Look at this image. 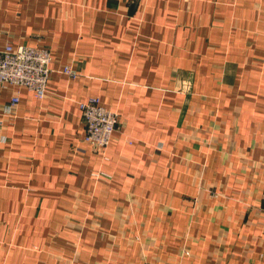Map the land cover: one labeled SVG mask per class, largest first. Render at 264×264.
<instances>
[{
    "label": "crops",
    "instance_id": "crops-1",
    "mask_svg": "<svg viewBox=\"0 0 264 264\" xmlns=\"http://www.w3.org/2000/svg\"><path fill=\"white\" fill-rule=\"evenodd\" d=\"M5 45L48 50L51 72L40 100L0 88V264L101 262L104 244H77L63 211L80 195L89 220L118 222L107 215L120 192L151 190L174 154L229 196L224 214L208 202L182 218L202 238L176 264H264V0H0ZM92 97L118 115L105 160L83 142L79 104Z\"/></svg>",
    "mask_w": 264,
    "mask_h": 264
},
{
    "label": "rangeland",
    "instance_id": "rangeland-1",
    "mask_svg": "<svg viewBox=\"0 0 264 264\" xmlns=\"http://www.w3.org/2000/svg\"><path fill=\"white\" fill-rule=\"evenodd\" d=\"M194 103L195 101H191V104ZM177 109L182 110L180 106ZM0 121L3 120L0 118ZM187 126L194 142L198 139L197 129L199 128L190 122ZM202 130L212 131L208 128ZM213 140L216 139L212 136V143L206 142V144L213 146ZM174 155L172 169L164 164L155 174L150 175L155 182L151 190L144 191L142 194L136 193L134 196L131 191L120 192L124 194V201L122 199L120 202L128 206L117 205L111 208L110 215H107L118 222H100L97 213H93V219L89 220L88 208H85L86 206L81 208L79 205L80 202L82 203L80 195L77 196L79 201H76L72 208L63 211V214L66 213L65 225L77 232V244L80 245L85 234L87 238H83V243L95 242L97 247L101 242L104 244V247L100 246L104 252L101 256L102 261L97 264H176L180 256L190 254L189 248L192 249V243L202 238L197 239L187 226L183 228L182 218H186L192 224L194 218L207 209L208 202L216 204V213L223 211L220 209V199L229 198V196L225 193L224 186L215 188L211 185L212 175L205 173V171L209 173L208 167L200 162L195 167L196 171L185 174L182 169L183 166H187L188 160H183L182 154ZM101 173L94 171L92 176L95 179L105 176H101ZM79 209L83 211L84 219L78 223L67 222L71 219L70 214H74ZM97 235L99 238L96 237ZM92 236L93 239H91ZM95 237L96 241H94Z\"/></svg>",
    "mask_w": 264,
    "mask_h": 264
},
{
    "label": "built area",
    "instance_id": "built-area-1",
    "mask_svg": "<svg viewBox=\"0 0 264 264\" xmlns=\"http://www.w3.org/2000/svg\"><path fill=\"white\" fill-rule=\"evenodd\" d=\"M50 63V53L44 48L5 45L0 48V88L6 86L25 88L36 99H43L51 72ZM61 73L72 79L78 76V73L69 66H63ZM17 103L18 96L14 95L3 107L2 115L13 117ZM79 109L85 126L83 142L105 160V150L117 128L118 115L104 108L97 97L81 102ZM2 124L3 121H0V126ZM261 210L264 212V203Z\"/></svg>",
    "mask_w": 264,
    "mask_h": 264
}]
</instances>
